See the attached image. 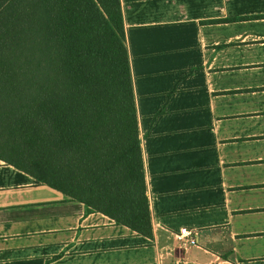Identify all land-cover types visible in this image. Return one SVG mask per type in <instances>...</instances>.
I'll use <instances>...</instances> for the list:
<instances>
[{"label":"crops","instance_id":"crops-1","mask_svg":"<svg viewBox=\"0 0 264 264\" xmlns=\"http://www.w3.org/2000/svg\"><path fill=\"white\" fill-rule=\"evenodd\" d=\"M121 4L153 236L0 159V264H264V0Z\"/></svg>","mask_w":264,"mask_h":264},{"label":"trees","instance_id":"trees-1","mask_svg":"<svg viewBox=\"0 0 264 264\" xmlns=\"http://www.w3.org/2000/svg\"><path fill=\"white\" fill-rule=\"evenodd\" d=\"M121 0H0V159L153 236Z\"/></svg>","mask_w":264,"mask_h":264},{"label":"built area","instance_id":"built-area-1","mask_svg":"<svg viewBox=\"0 0 264 264\" xmlns=\"http://www.w3.org/2000/svg\"><path fill=\"white\" fill-rule=\"evenodd\" d=\"M197 231L189 228H182L175 233V240L178 248L186 255L198 245Z\"/></svg>","mask_w":264,"mask_h":264}]
</instances>
